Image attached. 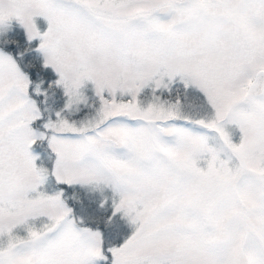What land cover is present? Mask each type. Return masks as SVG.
I'll return each instance as SVG.
<instances>
[{"label": "snow or ice", "instance_id": "obj_1", "mask_svg": "<svg viewBox=\"0 0 264 264\" xmlns=\"http://www.w3.org/2000/svg\"><path fill=\"white\" fill-rule=\"evenodd\" d=\"M0 264H264V0H0Z\"/></svg>", "mask_w": 264, "mask_h": 264}]
</instances>
